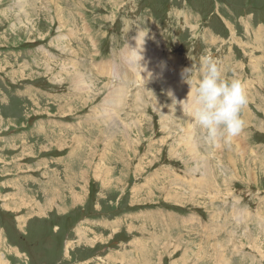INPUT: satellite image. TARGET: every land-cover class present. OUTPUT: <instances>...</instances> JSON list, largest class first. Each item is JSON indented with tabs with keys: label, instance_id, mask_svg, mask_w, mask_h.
Instances as JSON below:
<instances>
[{
	"label": "rangeland",
	"instance_id": "1",
	"mask_svg": "<svg viewBox=\"0 0 264 264\" xmlns=\"http://www.w3.org/2000/svg\"><path fill=\"white\" fill-rule=\"evenodd\" d=\"M209 54L230 142L193 124ZM0 264H264V0H0Z\"/></svg>",
	"mask_w": 264,
	"mask_h": 264
},
{
	"label": "clouds",
	"instance_id": "2",
	"mask_svg": "<svg viewBox=\"0 0 264 264\" xmlns=\"http://www.w3.org/2000/svg\"><path fill=\"white\" fill-rule=\"evenodd\" d=\"M199 72L194 119L204 130L207 143L215 144L221 138L230 142L244 127L241 113L248 101L246 84L239 78L225 77L220 62L210 54L201 58ZM192 73L193 66L184 69L183 76L188 83ZM190 87L192 91L191 84Z\"/></svg>",
	"mask_w": 264,
	"mask_h": 264
},
{
	"label": "bare ground",
	"instance_id": "3",
	"mask_svg": "<svg viewBox=\"0 0 264 264\" xmlns=\"http://www.w3.org/2000/svg\"><path fill=\"white\" fill-rule=\"evenodd\" d=\"M24 2V1H23ZM22 1H20V3H23ZM34 27L35 26H33V29H34ZM76 78V77H75ZM76 80V79H75ZM78 81V80H77ZM125 81V83H128V81L127 80H124ZM79 84H80V82H79ZM170 84V83H169ZM82 85H84V84H82ZM122 88H124L125 89V86H121V89H119L118 91H117V93L115 94L116 95V97H122V94H123V92H124V90L122 89ZM115 92V91H114ZM121 93V95H119ZM125 95V94H124ZM115 97V96H114ZM186 97V96H185ZM109 98V97H108ZM116 101V100H115ZM187 102V101H186ZM123 103H124V101H123ZM123 103H122V107H123ZM190 103H191V101H190ZM194 104H195V102H193ZM160 106V105H159ZM111 108V105L110 104H106V103H104V108H103V117L102 118H104V116H105V114L109 111V109ZM117 109H119V108H117ZM195 109H196V105H195V107H193V111H195ZM118 117H120V115H119V112H118ZM131 117V116H130ZM129 117V118H130ZM120 118H122V117H120ZM123 119V118H122ZM127 119V118H126ZM112 120L115 122L116 120L112 117ZM116 124H118L117 122H116ZM131 126V125H130ZM136 131H137V127L135 126L134 128H131V129H128L127 130V132H126V135H128V137L130 138L131 137V134H133V133H136ZM136 135V134H135ZM129 140V139H128ZM193 150H195V149H193ZM196 151V150H195ZM194 152V151H193ZM75 201V200H74Z\"/></svg>",
	"mask_w": 264,
	"mask_h": 264
}]
</instances>
